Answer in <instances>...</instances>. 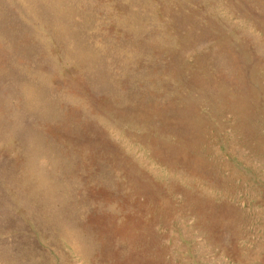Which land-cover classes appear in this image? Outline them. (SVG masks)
I'll list each match as a JSON object with an SVG mask.
<instances>
[{"label": "rangeland", "instance_id": "obj_1", "mask_svg": "<svg viewBox=\"0 0 264 264\" xmlns=\"http://www.w3.org/2000/svg\"><path fill=\"white\" fill-rule=\"evenodd\" d=\"M0 264H264V0H0Z\"/></svg>", "mask_w": 264, "mask_h": 264}]
</instances>
